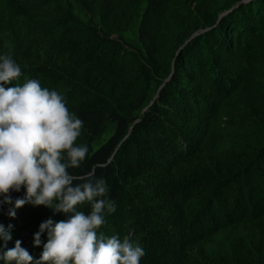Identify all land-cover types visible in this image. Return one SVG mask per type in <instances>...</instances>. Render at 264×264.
<instances>
[{
	"label": "trees",
	"instance_id": "obj_1",
	"mask_svg": "<svg viewBox=\"0 0 264 264\" xmlns=\"http://www.w3.org/2000/svg\"><path fill=\"white\" fill-rule=\"evenodd\" d=\"M240 1L0 0V56L21 68L3 86L37 80L83 121L75 144L87 158L69 172L106 164L96 167L107 187L97 199L115 211L97 232L129 236L140 264H264V0L221 17ZM176 99L204 125L177 122ZM25 191L0 206L7 248L48 220L43 205L23 217L31 203L9 216ZM34 239L38 259L48 230Z\"/></svg>",
	"mask_w": 264,
	"mask_h": 264
},
{
	"label": "clouds",
	"instance_id": "obj_2",
	"mask_svg": "<svg viewBox=\"0 0 264 264\" xmlns=\"http://www.w3.org/2000/svg\"><path fill=\"white\" fill-rule=\"evenodd\" d=\"M21 75L20 66L10 55L0 56V206L13 204L12 191L25 189L23 198H16L9 216L27 203L70 213L66 220L40 224L34 245L41 244V234L48 230V240L40 257L34 258L16 240L9 229L0 224V239L5 251L0 260L6 264H140L144 250L125 236L110 238L98 234L105 223V211H115L114 201L100 198L107 193L106 181L95 178L94 165L82 175L70 174V168H80L87 158L88 147L76 146L83 121L71 113L63 97L54 90L28 80L22 85L4 87ZM81 181L74 185V181ZM55 202V203H54ZM91 203L85 214L77 206Z\"/></svg>",
	"mask_w": 264,
	"mask_h": 264
},
{
	"label": "rangeland",
	"instance_id": "obj_3",
	"mask_svg": "<svg viewBox=\"0 0 264 264\" xmlns=\"http://www.w3.org/2000/svg\"><path fill=\"white\" fill-rule=\"evenodd\" d=\"M115 37H117V36H115ZM175 67L176 66L173 64V71H172L171 75L167 78L166 82H164L163 84H161L158 87V92L155 94L154 100L157 99L160 90L163 89L166 86L168 80L174 74V72L176 70ZM176 100L178 102H174L175 101L174 100L171 104H173V107H174V110L173 111L175 112V114H176V116L178 118V121L176 119L177 122L183 124L186 128L188 126H190V125H192V126H194L196 128L204 125V123L202 121L203 119H201L200 117H198V118L197 117H194V115L196 114L195 113L196 112V109H193V112H191V110L189 109L190 107L189 108L188 107H185L186 105H184V103L181 102L183 99H179V100L176 99ZM192 120H195V123L194 122H191ZM197 122H198V124H197ZM186 131H189V130L187 129ZM207 142H208V145L211 144V147H214L216 145V139H215L214 135L208 136ZM144 158H148V155L146 153L144 155ZM146 162H149V161H146ZM25 207L26 208H23L22 209V213H23L22 216L23 217H27L29 219H36V217H38V212H39V207L38 206L37 207L36 206L30 207L28 205V206H25ZM28 207H30V209H29L30 211L28 212V215H27L26 214V209ZM82 210L83 209L81 207V210L80 211H82ZM78 211H79V206H78ZM16 214L18 216V214H20V213L17 212ZM66 214H67V218L69 217V215H71L70 213L56 212L54 208H50V207L44 206V205H43V207H42V209H41V211L39 213V215H41V217H43V218L48 217V220L51 219L53 221V223H56V222L61 221L66 216ZM25 215H27V216H25ZM22 236L25 237L23 239V241H24L23 246H24L25 249L28 250L29 247L31 246V243H32V241L34 239V236H33L32 232H30L28 230L27 231L24 230L22 232ZM214 238H218V237L216 236ZM33 246L36 247L34 244H33ZM0 262H1V260H0ZM2 264H6V263H2Z\"/></svg>",
	"mask_w": 264,
	"mask_h": 264
},
{
	"label": "water",
	"instance_id": "obj_4",
	"mask_svg": "<svg viewBox=\"0 0 264 264\" xmlns=\"http://www.w3.org/2000/svg\"><path fill=\"white\" fill-rule=\"evenodd\" d=\"M251 1H252V0H241L240 2H237L231 10H229V11L223 13V14L221 15V17H222L223 15L227 14L228 12L232 11L234 8L240 6V5L244 4V3L251 2Z\"/></svg>",
	"mask_w": 264,
	"mask_h": 264
}]
</instances>
